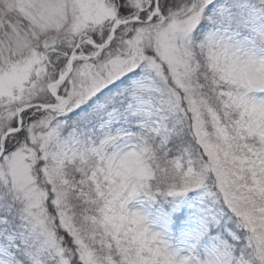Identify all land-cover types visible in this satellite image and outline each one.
I'll return each instance as SVG.
<instances>
[{"label":"snow or ice","instance_id":"1","mask_svg":"<svg viewBox=\"0 0 264 264\" xmlns=\"http://www.w3.org/2000/svg\"><path fill=\"white\" fill-rule=\"evenodd\" d=\"M0 264H264V0H0Z\"/></svg>","mask_w":264,"mask_h":264}]
</instances>
